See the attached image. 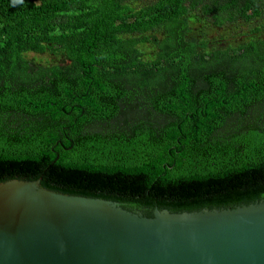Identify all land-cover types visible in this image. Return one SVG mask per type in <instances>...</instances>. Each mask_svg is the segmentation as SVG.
I'll use <instances>...</instances> for the list:
<instances>
[{
    "label": "trees",
    "instance_id": "16d2710c",
    "mask_svg": "<svg viewBox=\"0 0 264 264\" xmlns=\"http://www.w3.org/2000/svg\"><path fill=\"white\" fill-rule=\"evenodd\" d=\"M133 1L0 0V179L173 208L264 196V37L202 52L185 16L231 24L264 0ZM52 46L69 64L22 55Z\"/></svg>",
    "mask_w": 264,
    "mask_h": 264
},
{
    "label": "water",
    "instance_id": "95a60500",
    "mask_svg": "<svg viewBox=\"0 0 264 264\" xmlns=\"http://www.w3.org/2000/svg\"><path fill=\"white\" fill-rule=\"evenodd\" d=\"M0 264H264V196L173 208L0 179Z\"/></svg>",
    "mask_w": 264,
    "mask_h": 264
},
{
    "label": "rangeland",
    "instance_id": "374dc122",
    "mask_svg": "<svg viewBox=\"0 0 264 264\" xmlns=\"http://www.w3.org/2000/svg\"><path fill=\"white\" fill-rule=\"evenodd\" d=\"M149 0H136L130 3L139 7ZM188 30L186 38L193 40L198 49L208 52L212 49L235 48L245 42L264 37V5L258 16L250 20H239L226 25H216L210 17L197 10L186 13ZM147 39L138 41L136 48L144 61H152L157 52V42L162 37L161 30H151L144 34ZM122 38L133 37V34H120ZM30 66L67 65L69 60L57 46L49 47L41 52L27 50L22 53Z\"/></svg>",
    "mask_w": 264,
    "mask_h": 264
},
{
    "label": "clouds",
    "instance_id": "9594fccd",
    "mask_svg": "<svg viewBox=\"0 0 264 264\" xmlns=\"http://www.w3.org/2000/svg\"><path fill=\"white\" fill-rule=\"evenodd\" d=\"M14 2H21V0H14Z\"/></svg>",
    "mask_w": 264,
    "mask_h": 264
}]
</instances>
